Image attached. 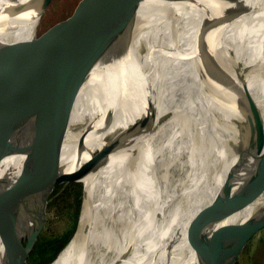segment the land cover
<instances>
[{
	"label": "bare ground",
	"instance_id": "6f19581e",
	"mask_svg": "<svg viewBox=\"0 0 264 264\" xmlns=\"http://www.w3.org/2000/svg\"><path fill=\"white\" fill-rule=\"evenodd\" d=\"M41 2L0 0V52L33 34ZM161 5L179 17L162 23L161 17L146 19L158 22L155 33L157 28L169 46L174 44L173 30L179 33L180 47L167 52L166 61L144 63L151 73L136 84L133 64L122 66L127 69L121 83L126 89L113 101L109 70L101 81L102 75L93 74L89 84L102 86L107 101L104 94L88 99L86 90L77 101L74 120L89 112L85 109L89 104L93 111L62 136V171L87 162L107 143L118 140L119 144L108 148L105 159L81 179L79 173L68 179V183H79L85 178L84 207L77 231L50 264H164L152 257L154 235L162 238L158 251L172 260L182 256L176 264H192L189 230L195 222H203L204 208L220 192L227 176L235 178L233 207L252 197L259 187L250 182L258 156L246 149L247 141L228 149L223 146L240 131L247 132L251 123L261 125L264 132V0H244L228 12L203 0L193 5ZM149 8L142 6L136 18ZM253 109L259 116L249 123L246 119ZM133 128L136 133L131 135ZM166 152L171 167H179V173L188 177L180 183L173 209L160 227L159 214L178 177L168 175V165L163 166L161 177L158 174L156 164ZM261 201L228 222L248 217ZM108 224L118 230V244L111 258L101 261L97 253L101 239L99 243L95 239L102 233L100 225L107 228Z\"/></svg>",
	"mask_w": 264,
	"mask_h": 264
},
{
	"label": "water",
	"instance_id": "95a60500",
	"mask_svg": "<svg viewBox=\"0 0 264 264\" xmlns=\"http://www.w3.org/2000/svg\"><path fill=\"white\" fill-rule=\"evenodd\" d=\"M203 1L206 5H214L220 12H228L244 0ZM50 2L42 0L39 5L40 17L33 34L6 45L0 52V113L4 115L3 123L0 122V264L32 263L45 231L48 205L53 196L70 177L79 173L81 179L86 174L84 172L105 159L108 148L119 144L118 140L107 143L79 168L69 172L60 169L62 136L93 111L89 104L85 106L89 112L74 120L81 94L87 90L88 99L104 94L107 101L102 86L89 84L90 77L98 73L102 75L101 81L109 70L113 79L110 101L116 100L126 89L121 83L127 69L122 70V66L132 63L135 84L143 81L151 73L144 63L166 61L165 54L180 47L179 33L172 29L174 44L169 46L158 36L157 28L155 33L154 26L158 22L146 17H161V23L169 21L179 16L161 4L193 5L197 0H72L65 15L36 34ZM144 5L150 8L140 19L136 18ZM168 43L172 44L171 38ZM258 116L259 111L253 109L246 121L251 123ZM243 139L247 141L246 149L255 151L258 156L253 167L255 178L250 182L252 186L259 184V187L252 197L233 207L235 178L227 176L220 192L204 208L203 222H195L189 230L187 242L192 264H236L264 232V132L261 125L251 123L247 132L240 131L223 147L240 145ZM187 177L185 175L184 179ZM75 185L81 188L76 232L84 206L82 185ZM178 188L159 214L160 227L173 209ZM260 199L261 204L252 208L248 217L228 222ZM151 242L155 260L176 264L182 257L179 255L172 260L171 256L158 251L159 242H162L160 237L154 235Z\"/></svg>",
	"mask_w": 264,
	"mask_h": 264
},
{
	"label": "rangeland",
	"instance_id": "374dc122",
	"mask_svg": "<svg viewBox=\"0 0 264 264\" xmlns=\"http://www.w3.org/2000/svg\"><path fill=\"white\" fill-rule=\"evenodd\" d=\"M72 0H51L49 5L47 6L46 10L44 11L39 24L37 26L36 34H39L41 31H43L45 28H47L49 25H51L54 21L59 19L61 16L65 15L69 10L68 7L70 6ZM233 146V145H232ZM230 146V148H232ZM234 147V146H233ZM169 156V152H166L164 154L163 160H159V162L156 164L158 174H160V177L162 176L163 173V166H167V172L168 175L170 176H176L178 175L174 185L172 186V189L174 191V188L177 189L180 185L179 183L182 182L185 174L179 173V167H171V162L167 159ZM86 163V162H84ZM84 163H81L79 166L83 165ZM78 165H69L67 168L64 169V172H69L71 169H76L79 168ZM162 180V179H161ZM160 182V181H159ZM158 182V183H159ZM177 182V183H176ZM83 183H85V178H83ZM70 184H78L76 183H68L66 182L64 187L57 192L51 199L49 205H48V210H47V216H46V226H45V231L43 233L42 239L44 237H59L65 235L71 228V222L69 220H65V217H63L65 214H68L71 216L72 212L70 211H64V203H61V200L63 197L67 198V195H71V198L74 197L75 193L80 194V186L78 185H71L67 186ZM73 189V191L70 192ZM76 189V190H75ZM82 190L84 188L82 187ZM56 201V202H55ZM80 201V200H79ZM130 202V201H129ZM128 202V203H129ZM82 203H83V198H82ZM79 216V215H78ZM78 221V220H77ZM77 225V224H76ZM101 226V234L98 235V240L97 243H99V240L101 242L100 246L97 248V253L101 255L102 260L101 261H106L109 258H111L112 253L114 250L117 248V239L115 238V235H117V231L115 228H105L104 225ZM119 227V226H118ZM76 229V227H75ZM75 229L73 233L75 232ZM121 230V229H120ZM106 232V233H105ZM106 235L105 238V243L106 247H102L103 244V236ZM95 264H100V262L95 261ZM102 263V262H101ZM236 264H264V232L261 234L259 239L254 242L238 259Z\"/></svg>",
	"mask_w": 264,
	"mask_h": 264
},
{
	"label": "trees",
	"instance_id": "16d2710c",
	"mask_svg": "<svg viewBox=\"0 0 264 264\" xmlns=\"http://www.w3.org/2000/svg\"><path fill=\"white\" fill-rule=\"evenodd\" d=\"M78 184H81L84 188L83 179ZM72 191L73 189L69 191L70 194ZM61 203L65 204L64 211L67 212L71 210L72 212L71 216L69 215V213L63 216L65 217V220H69L71 222V229L63 236L44 237L43 239H41L31 264H50L58 256L61 250L67 245L73 235L80 210L79 193H75L73 198H71V195L68 194L67 198H62Z\"/></svg>",
	"mask_w": 264,
	"mask_h": 264
}]
</instances>
